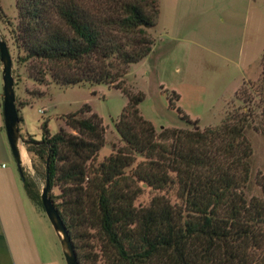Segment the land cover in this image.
<instances>
[{"label": "trees", "instance_id": "16d2710c", "mask_svg": "<svg viewBox=\"0 0 264 264\" xmlns=\"http://www.w3.org/2000/svg\"><path fill=\"white\" fill-rule=\"evenodd\" d=\"M15 8L17 23L7 22L9 34L16 63L29 67L33 83L106 85L128 99L115 123L125 146L99 163L105 129L89 107L63 117L71 133L60 129L51 136L44 122L42 141L29 137L28 151L44 164L49 198L79 264H264V193L262 198L246 195L249 107L204 130L177 109L194 129H162L157 135L138 109L144 95L124 86L129 66L152 52L149 31L159 18L158 0H15ZM260 66L256 88L264 94V54ZM178 99L173 92L170 107ZM243 101L253 104L250 94ZM25 105L19 103L18 112ZM20 176L26 196L42 208L36 183L23 169ZM142 185L173 192L176 200L157 194L147 206H136ZM54 187L59 195L51 193ZM90 230L99 255L84 254L79 245Z\"/></svg>", "mask_w": 264, "mask_h": 264}, {"label": "rangeland", "instance_id": "374dc122", "mask_svg": "<svg viewBox=\"0 0 264 264\" xmlns=\"http://www.w3.org/2000/svg\"><path fill=\"white\" fill-rule=\"evenodd\" d=\"M158 4L159 18L149 31L154 39L152 52L141 62L129 66L123 79L124 86L133 93L144 95L138 109L141 116L153 125L157 135L162 129L193 130L192 122L196 120L200 130L216 128L228 113L248 106L253 121L245 133L252 148L251 176L246 195L248 198H262L264 94H258L262 91L256 86L261 77L260 61L264 54V0H158ZM0 10L4 16H0V36L12 58L16 107L19 103L27 104L19 111V115L24 116V123H20L22 138L30 142V137L35 143H40L44 122L51 136L60 129L71 133L63 117L89 107L102 119L105 129V143L96 162L123 148L125 143L116 132L115 123L127 106V97L106 85L60 88L54 84L38 86L33 83L28 78L29 67L16 63V51L7 25V22L13 26L17 23L15 0H0ZM3 92L0 61L1 112ZM173 92L179 96L177 101L173 100L174 108L169 105ZM246 94L251 95L252 105L244 103ZM177 109L192 122L188 124L181 119ZM89 115L86 113L85 117ZM2 135L9 155L4 166L12 168L21 181L4 126ZM30 144L21 146L27 162L23 170L41 192L45 185L44 164L34 151H28ZM142 160V157H137V162ZM141 188L136 206H147L157 194H164L172 202L176 200L173 192L158 193L144 185ZM51 193L56 196L60 190L54 187ZM27 203L39 249L56 262L66 264L59 238L43 209L28 197ZM89 233L87 241H79L82 253L99 255L98 243L92 239L94 231ZM83 264L94 263L84 261Z\"/></svg>", "mask_w": 264, "mask_h": 264}, {"label": "crops", "instance_id": "0c3cea01", "mask_svg": "<svg viewBox=\"0 0 264 264\" xmlns=\"http://www.w3.org/2000/svg\"><path fill=\"white\" fill-rule=\"evenodd\" d=\"M3 126L0 111V264H60L39 249L23 185L16 172L4 166L9 155Z\"/></svg>", "mask_w": 264, "mask_h": 264}, {"label": "water", "instance_id": "95a60500", "mask_svg": "<svg viewBox=\"0 0 264 264\" xmlns=\"http://www.w3.org/2000/svg\"><path fill=\"white\" fill-rule=\"evenodd\" d=\"M0 61L2 65V77L4 83V92L2 95V115L4 120V128L10 151L16 161L18 171L21 173L24 167L21 146L30 142L23 139L20 134L21 122L15 101L14 78L12 76V58L9 53L8 46L1 36ZM47 173L48 167L46 166V174ZM48 191L49 180L47 177L46 183L41 190V204L43 211L59 238L66 264H79L69 233L57 209L54 207L51 199L49 198Z\"/></svg>", "mask_w": 264, "mask_h": 264}, {"label": "bare ground", "instance_id": "6f19581e", "mask_svg": "<svg viewBox=\"0 0 264 264\" xmlns=\"http://www.w3.org/2000/svg\"><path fill=\"white\" fill-rule=\"evenodd\" d=\"M22 159H23V162L27 164L26 162V156H25V153L22 151Z\"/></svg>", "mask_w": 264, "mask_h": 264}]
</instances>
